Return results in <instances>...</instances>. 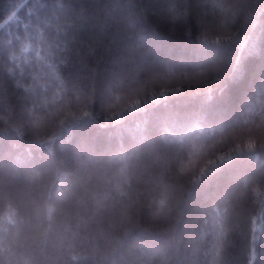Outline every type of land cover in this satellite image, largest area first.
<instances>
[{"label": "trees", "instance_id": "obj_1", "mask_svg": "<svg viewBox=\"0 0 264 264\" xmlns=\"http://www.w3.org/2000/svg\"><path fill=\"white\" fill-rule=\"evenodd\" d=\"M0 264H264V0H0Z\"/></svg>", "mask_w": 264, "mask_h": 264}]
</instances>
